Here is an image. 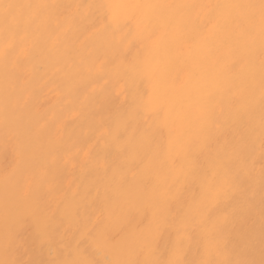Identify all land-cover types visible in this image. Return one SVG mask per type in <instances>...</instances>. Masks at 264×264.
<instances>
[{"label": "bare ground", "instance_id": "1", "mask_svg": "<svg viewBox=\"0 0 264 264\" xmlns=\"http://www.w3.org/2000/svg\"><path fill=\"white\" fill-rule=\"evenodd\" d=\"M261 0H0V264H264Z\"/></svg>", "mask_w": 264, "mask_h": 264}, {"label": "snow or ice", "instance_id": "2", "mask_svg": "<svg viewBox=\"0 0 264 264\" xmlns=\"http://www.w3.org/2000/svg\"><path fill=\"white\" fill-rule=\"evenodd\" d=\"M260 12H261V24H262V30H264V0H261V4H260Z\"/></svg>", "mask_w": 264, "mask_h": 264}]
</instances>
